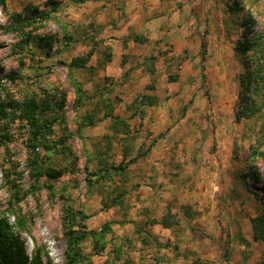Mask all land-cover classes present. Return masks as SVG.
Segmentation results:
<instances>
[{
	"label": "rangeland",
	"instance_id": "obj_1",
	"mask_svg": "<svg viewBox=\"0 0 264 264\" xmlns=\"http://www.w3.org/2000/svg\"><path fill=\"white\" fill-rule=\"evenodd\" d=\"M234 1L0 3L1 93L57 117L54 150L30 141L23 118L0 120V211L30 255L67 264L74 229L88 236L73 264L264 261L252 226L264 212V97L237 116L235 51L246 9L264 28V0ZM43 10L24 33L11 28Z\"/></svg>",
	"mask_w": 264,
	"mask_h": 264
},
{
	"label": "trees",
	"instance_id": "obj_2",
	"mask_svg": "<svg viewBox=\"0 0 264 264\" xmlns=\"http://www.w3.org/2000/svg\"><path fill=\"white\" fill-rule=\"evenodd\" d=\"M0 3L4 4V0H0ZM234 3L238 10L244 11L246 9L240 6L238 0H235ZM249 13L247 9L242 13L241 25L243 30L235 47L236 54L244 66V71L240 75L237 116L245 118H251L260 110V96L264 97V28L260 31L255 30L252 15ZM49 16V11H39L25 18H18L13 22L14 25L11 28L14 31L24 33L26 24L30 25L33 22L43 21ZM50 43L46 37L39 40V44L42 45H50ZM91 55L89 52L85 56H78L72 60L71 65L77 68L85 67ZM2 86V78L0 77V120L7 119L11 115L23 118L30 128V141L33 144L38 142L47 150H54L59 142L49 143L47 140L52 134L53 125L57 120L51 111L50 104H40L34 97H26L20 100L10 93L3 96L1 93ZM59 109H63V106L61 105ZM37 158L38 156L35 155L32 162L37 163L35 160ZM59 174L58 170L48 168V175L51 178H56ZM18 221L20 222V220ZM162 223L165 226L170 225L167 220H163ZM20 225V223L17 224V226ZM252 226L255 240L264 241V212L252 219ZM15 227L9 218L0 211V264H51L44 261V251L41 247H38L33 255L29 254L25 241L21 234L15 230ZM101 232L105 233V230ZM66 235L67 264H73L76 261L75 252L77 253L79 243L88 236V233L69 229ZM242 239L244 240V238ZM261 264H264V261Z\"/></svg>",
	"mask_w": 264,
	"mask_h": 264
}]
</instances>
